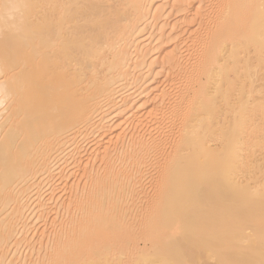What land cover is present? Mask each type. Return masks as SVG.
<instances>
[{"label": "bare ground", "instance_id": "1", "mask_svg": "<svg viewBox=\"0 0 264 264\" xmlns=\"http://www.w3.org/2000/svg\"><path fill=\"white\" fill-rule=\"evenodd\" d=\"M0 264H264V0H0Z\"/></svg>", "mask_w": 264, "mask_h": 264}, {"label": "rangeland", "instance_id": "2", "mask_svg": "<svg viewBox=\"0 0 264 264\" xmlns=\"http://www.w3.org/2000/svg\"><path fill=\"white\" fill-rule=\"evenodd\" d=\"M259 222H257V224H258Z\"/></svg>", "mask_w": 264, "mask_h": 264}]
</instances>
